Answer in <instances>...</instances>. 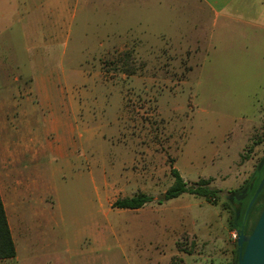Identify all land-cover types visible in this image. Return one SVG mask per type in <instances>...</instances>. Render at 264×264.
I'll return each instance as SVG.
<instances>
[{
  "label": "rangeland",
  "instance_id": "374dc122",
  "mask_svg": "<svg viewBox=\"0 0 264 264\" xmlns=\"http://www.w3.org/2000/svg\"><path fill=\"white\" fill-rule=\"evenodd\" d=\"M108 1L70 0L63 14L54 8L53 34L59 30L62 41L37 48L60 77L37 116L40 137L42 120L57 122L48 136L54 149L38 155L30 172L36 198L27 196L12 217L24 255L0 264L30 263L28 237L41 229L42 213L51 219L42 262L233 263V197L264 158L261 38L240 42L234 28L223 31L232 42L212 44L211 15L193 0L130 12ZM252 11L246 17H257ZM15 31L0 47V88L10 72L23 90L35 48ZM126 51L139 68L132 77L112 66ZM68 120L72 135L63 127ZM172 168L189 183L212 179L218 205L189 194L160 204ZM140 193L153 202L139 210L113 207Z\"/></svg>",
  "mask_w": 264,
  "mask_h": 264
},
{
  "label": "crops",
  "instance_id": "0c3cea01",
  "mask_svg": "<svg viewBox=\"0 0 264 264\" xmlns=\"http://www.w3.org/2000/svg\"><path fill=\"white\" fill-rule=\"evenodd\" d=\"M193 1L198 11H206L211 15L209 38L212 44L232 42L231 37L223 31H229L231 34L234 28H237L240 30V42L242 39L249 38L251 44L260 42L258 45L264 46V0ZM256 1H258L257 7L253 8ZM173 2L174 0L172 4ZM114 3L124 7L126 12L132 11L137 6L149 7V4L165 7L164 0H141L139 2L137 0H109L108 6L112 7ZM69 4L70 0H0V47L4 45V37H7L6 39L11 43L12 33L16 36L17 31L14 32V30H19L17 36H22L27 46L35 48L32 57L34 74L26 87L23 90L18 88L17 78L10 75V72H5L4 85L0 88V194L17 249V256L14 258L16 260L21 259L19 253L23 251L20 250L15 237L12 217L15 212L21 211L23 201L27 196L32 194L36 198L30 174L31 167L35 164L38 155L54 149V144L49 142L48 136L57 126L54 120H42L40 124L42 129L39 130L45 137L39 136L38 113L50 105V96L60 77L57 76L56 71L52 70V67L46 66L45 56L38 53L37 48L52 47L54 42L62 41L61 35L59 38V30L56 29L55 35L53 34L51 15L54 8L63 14ZM253 9L257 17H246V14L249 15ZM37 14L39 17L36 16ZM186 19L190 21L189 17ZM218 27L219 31L216 30ZM260 38L261 40H255ZM2 62L3 60L0 59V69ZM69 120L63 124V127L72 135L76 129ZM38 220L41 223V229L28 237L29 264H65L61 259L56 263L41 261L51 239V234L47 229L51 219L42 213Z\"/></svg>",
  "mask_w": 264,
  "mask_h": 264
},
{
  "label": "trees",
  "instance_id": "16d2710c",
  "mask_svg": "<svg viewBox=\"0 0 264 264\" xmlns=\"http://www.w3.org/2000/svg\"><path fill=\"white\" fill-rule=\"evenodd\" d=\"M112 66H114L113 68L116 71H121V73H123L127 77L135 76L139 72V68L136 65L133 54L128 51L120 54L117 59L112 62ZM171 176L173 178V184L165 192L164 199L160 200V204L163 203V201L174 200L185 194H189L196 197L205 198L206 201L208 203H211L212 205H218V202L220 200V191L211 187L213 183L212 179H200L197 182L189 183L183 178L177 168H172ZM257 186L258 183H256L254 190L250 193L251 196L249 197V200L244 203V207L242 211H240V214L238 212H234V210L232 209V221L230 224L231 231H237L242 228L247 207ZM153 200V197H151L150 195L140 193L132 197L118 199L114 203L113 207L123 210H139L152 203ZM263 209L264 192L261 193V195L257 199L249 215L245 228L247 234H250L255 228ZM234 253L235 261L233 263L227 264H238L239 248L237 244ZM16 256V245L12 236V231L8 222L6 210L4 208V203L0 194V261L11 260L16 258Z\"/></svg>",
  "mask_w": 264,
  "mask_h": 264
},
{
  "label": "water",
  "instance_id": "95a60500",
  "mask_svg": "<svg viewBox=\"0 0 264 264\" xmlns=\"http://www.w3.org/2000/svg\"><path fill=\"white\" fill-rule=\"evenodd\" d=\"M263 189L264 181L259 185L247 207L242 228L237 230V245L239 248L238 264H264V209L253 231L247 234L245 229L253 206Z\"/></svg>",
  "mask_w": 264,
  "mask_h": 264
},
{
  "label": "flooded vegetation",
  "instance_id": "af4514ba",
  "mask_svg": "<svg viewBox=\"0 0 264 264\" xmlns=\"http://www.w3.org/2000/svg\"><path fill=\"white\" fill-rule=\"evenodd\" d=\"M264 181V158L262 159L261 163L259 164L257 168V175L253 177L251 183L244 188L240 196L235 195L233 197V203L235 204V211L240 214V211H242L244 207V203L249 200V197L251 196L250 193L254 190L256 183H258L257 188L255 189V192L252 195H255L259 185ZM264 192V189L262 193ZM261 195V194H260ZM251 198V200H252ZM249 234V233H248Z\"/></svg>",
  "mask_w": 264,
  "mask_h": 264
},
{
  "label": "built area",
  "instance_id": "2783aa9c",
  "mask_svg": "<svg viewBox=\"0 0 264 264\" xmlns=\"http://www.w3.org/2000/svg\"><path fill=\"white\" fill-rule=\"evenodd\" d=\"M232 235H233V238H234V239H238V233H237V231H234V232L232 233Z\"/></svg>",
  "mask_w": 264,
  "mask_h": 264
}]
</instances>
